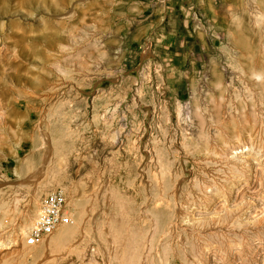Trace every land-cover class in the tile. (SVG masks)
Here are the masks:
<instances>
[{
    "label": "rangeland",
    "instance_id": "374dc122",
    "mask_svg": "<svg viewBox=\"0 0 264 264\" xmlns=\"http://www.w3.org/2000/svg\"><path fill=\"white\" fill-rule=\"evenodd\" d=\"M241 143L264 154V0H0V264H192L175 245L194 254L202 185L264 207V169L226 158ZM56 187L68 233L25 243ZM205 237V264H264V222Z\"/></svg>",
    "mask_w": 264,
    "mask_h": 264
},
{
    "label": "bare ground",
    "instance_id": "6f19581e",
    "mask_svg": "<svg viewBox=\"0 0 264 264\" xmlns=\"http://www.w3.org/2000/svg\"><path fill=\"white\" fill-rule=\"evenodd\" d=\"M40 137L42 138L43 143L47 146L46 150L48 151L50 147H48L47 145V139H48L47 134L44 131H40ZM227 154L229 156H227L226 158L228 157L230 158V161L232 163L231 165H233L234 168L237 167V169L241 172V174H242V171L243 172L245 171V167H250L252 169H262V170L264 169V154L259 153L258 151L253 149V147H251L250 145H247L244 143L230 145L228 148ZM245 164H248V165L244 166ZM242 187L243 186H241L239 183L236 184L234 179H231L228 176L225 182L221 184L213 183L210 186L207 184L202 185L200 187L201 193L197 199L191 198L189 199V201L187 200L185 206L182 203V205L185 207V212L182 213L183 215L182 219L184 221L183 223H187V222L191 223V226H186V228L187 230L190 231L189 234L194 240L192 244L194 248V254L192 256L188 252V248H186L184 245L186 243L185 241H183V240H186L184 237H183L184 239L180 237L177 245H175L181 251L182 256L184 257V260H186L185 262L191 261L192 264H203V262L206 259H208L209 256H211V253L213 252L214 249H212V244H210L208 240H206L205 235L207 232L209 233L212 231L229 232V230L236 229V225H238L240 221L241 222L245 221L247 224H255V223L257 224L260 222H264V211H263L264 207L263 209H258L256 204L251 205L253 200L252 201L249 200L250 205H248V207L250 208V210L249 211L243 210L244 206L242 204V200L240 197V194L242 193V190L244 189ZM258 198L260 200V203L264 205V188H262L261 191L259 190ZM32 212H33V208H30L28 210V215H30V213ZM177 220H173V221H169V219L168 221L164 220V222H162L161 224V229H162L161 232L163 235H160V237L161 236L163 237L164 235L167 236L169 233L171 234L172 230H176L177 224H178ZM179 225H180V222H179ZM26 229L27 228H23V226L20 227L19 234L17 233L19 237L20 235H23L25 233ZM55 231H57L59 235L61 236H66V234L68 233V231L66 230L64 231L63 229H60L59 227L56 228ZM52 233H54V231L46 235L43 241H46V239H48V237ZM167 238L165 237V239ZM46 242L48 243V240ZM7 246H8L7 242L3 240V238L0 239V248L4 249ZM26 248H22L21 249L22 252H26L28 250V249L26 250ZM237 248H238V245H236L234 248H231V251L233 253H237V250H238ZM11 253H14V250H12ZM214 255L217 256L216 253Z\"/></svg>",
    "mask_w": 264,
    "mask_h": 264
},
{
    "label": "built area",
    "instance_id": "2783aa9c",
    "mask_svg": "<svg viewBox=\"0 0 264 264\" xmlns=\"http://www.w3.org/2000/svg\"><path fill=\"white\" fill-rule=\"evenodd\" d=\"M62 187H56L40 196L36 215L24 233V242L38 244L60 226L73 223L68 200Z\"/></svg>",
    "mask_w": 264,
    "mask_h": 264
}]
</instances>
